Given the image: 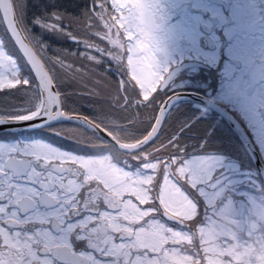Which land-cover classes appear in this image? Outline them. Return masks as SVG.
I'll use <instances>...</instances> for the list:
<instances>
[{
    "label": "snow or ice",
    "instance_id": "snow-or-ice-1",
    "mask_svg": "<svg viewBox=\"0 0 264 264\" xmlns=\"http://www.w3.org/2000/svg\"><path fill=\"white\" fill-rule=\"evenodd\" d=\"M91 3L82 34L69 36L71 29L56 23L64 20L59 12L44 19L34 16L29 0H0V24L6 26L0 34V89L34 86L19 90L31 93L27 106H0V264H264V189L259 200L248 197L245 205L233 207L229 201L218 207L222 185L214 175L181 166L175 157L154 160L149 155L159 120L135 136L142 109L155 102L157 84L162 89L169 72L157 62L151 42L153 3L112 0L110 9L107 0ZM100 23L106 31L99 30ZM33 25L60 33L84 51L55 48L50 55L52 45L32 32ZM93 35L112 47H102ZM124 49L143 99L135 85L120 80L108 104L91 105L93 116L74 107L68 111V93L59 88L65 77L104 84L99 76L126 75ZM69 57L89 64L74 66L66 62ZM109 58L115 67L107 66ZM100 64L103 72L95 67ZM152 92L156 95L149 99ZM81 95L100 93L92 89ZM114 108L128 114L121 119ZM64 119L86 126L92 139L56 146L55 140L43 138L52 132L72 139L74 130L61 123ZM29 121L36 122L24 123ZM131 161L141 162L139 170ZM132 196L149 207H138Z\"/></svg>",
    "mask_w": 264,
    "mask_h": 264
},
{
    "label": "flooded vegetation",
    "instance_id": "flooded-vegetation-1",
    "mask_svg": "<svg viewBox=\"0 0 264 264\" xmlns=\"http://www.w3.org/2000/svg\"><path fill=\"white\" fill-rule=\"evenodd\" d=\"M39 1L41 4H61L63 12L60 15L64 16V20L57 19L56 23L68 26L71 29L69 36L73 33L82 34L87 8L92 7L91 0ZM151 2L155 13L151 34L155 58L162 67L169 69L167 75L173 69L177 70L164 88L161 89L157 84V91L160 93L153 104L142 109L134 129L135 136H143L150 130L153 126L150 125V119L157 118L159 109L167 97L176 93L196 94L217 104L237 120L249 136L264 165V0H151ZM107 3L110 9L112 0H107ZM96 7L98 8V4ZM53 14L52 11L42 18L49 19ZM49 22L54 23V18ZM4 28L5 25L0 24V34ZM99 30L106 31L102 23L99 24ZM32 32L52 45L49 49L50 55L56 54L53 51L55 48L84 51L82 47L77 49V45L71 39L60 33L46 31L39 25H33ZM115 32L114 28L113 35ZM120 34L122 40L126 42L128 38L123 35V29H120ZM90 38L102 47H112L105 39L94 35ZM128 55L124 49L123 64L126 75L109 73L108 80L99 76L104 84H94L89 77H84L81 83L72 79L70 75L66 76L64 82L59 85L62 93H68L66 109L72 111L74 107L79 113L93 116L95 113L91 105L108 104L110 101L107 97L115 90L116 83L120 80L129 86L135 85V91L140 93L139 99H143L142 89L132 79L133 72L128 68ZM140 58L143 59V56ZM136 59L137 57L133 56L134 64ZM68 61L77 67H86L89 64L82 58L69 57L66 62ZM147 63L148 61L144 60L145 66ZM107 66L115 67L110 58ZM95 67L100 72L105 69L104 64ZM59 70L58 68L57 71ZM21 74L27 73L22 70ZM32 87L34 86L31 83L28 85L21 83L15 84L12 88L0 89V106H27L31 100V93L19 90ZM92 89L100 95H81L82 92L86 93ZM121 94L126 95L123 88ZM154 95L155 92L150 93L149 99ZM113 112L121 119L128 114L118 108H114ZM170 116L174 123L172 130L175 149H171L170 153H163L167 159L175 157L181 166H196L200 172L209 176L214 175L218 185L221 183L225 185V182L230 181L254 182L257 192L260 193L263 178L259 169L236 130L219 112L200 101L189 98L176 100L165 115L159 145H166L169 142L164 134L171 130L166 125ZM63 125L74 130L72 139L58 137L52 132H45L43 138L55 140L56 146L61 144L69 146L77 141L83 145L92 139L91 132L86 127L76 124ZM146 150L149 153V147ZM130 163L139 170L140 161ZM224 193H240V190L227 189ZM127 197L126 193L125 198ZM131 199L142 209L149 207L148 204H139L134 196ZM204 212L207 213V208ZM162 220L169 225L173 224L164 217Z\"/></svg>",
    "mask_w": 264,
    "mask_h": 264
},
{
    "label": "water",
    "instance_id": "water-1",
    "mask_svg": "<svg viewBox=\"0 0 264 264\" xmlns=\"http://www.w3.org/2000/svg\"><path fill=\"white\" fill-rule=\"evenodd\" d=\"M6 27V26H5ZM18 48V46H17ZM19 49V48H18ZM22 55V53H21ZM30 67V66H29ZM177 69H173L169 75H168V78L167 80L165 81V84L162 88H164L169 82L170 80L173 78L175 72H176ZM33 75L35 76V73H33ZM38 83V81H37ZM53 90H56V87L54 86V89ZM180 98H189L190 100H194V101H200L202 102L203 104H206L207 106L213 108L214 110H216L217 112H219L230 124L231 126L236 130V132L238 133L239 137L241 138V140L243 141V143L245 144V146L248 148L257 168L259 169L261 175H262V178H263V183H264V165L258 155V153L256 152L255 148L253 147L249 137L247 136L245 130L242 128V126L237 122V120L230 114L228 113L226 110L222 109L220 106H218L217 104H214L213 102L211 101H208V100H205L199 96H197L196 94H191V93H184V94H180V93H176V94H172L170 97H168L164 103L161 105L160 107V110H159V113H158V116H157V120H159L160 124H159V128H158V134L156 137H154V140H156V138L158 137L159 135V132L161 130V127H162V123H163V119H164V116H165V113L167 111V109L178 99ZM33 122H36V121H29V122H24V123H33ZM61 123H73V124H77V125H80V126H83V127H86L84 125H81L79 124L76 120H68V119H64L63 121H61ZM55 124V123H54ZM87 128V127H86ZM106 135V133H105ZM109 139H111L109 137ZM152 141V142H153ZM151 142V143H152ZM113 143H115L113 141ZM117 147L119 148V146L117 145ZM123 151V150H121Z\"/></svg>",
    "mask_w": 264,
    "mask_h": 264
},
{
    "label": "rangeland",
    "instance_id": "rangeland-1",
    "mask_svg": "<svg viewBox=\"0 0 264 264\" xmlns=\"http://www.w3.org/2000/svg\"><path fill=\"white\" fill-rule=\"evenodd\" d=\"M170 135H172V136L168 137V139H167V141L169 140L168 144L158 145V146L155 145L154 149L150 148L149 153H150V156H152L154 160H162V159L166 160L167 158L163 153L164 152L170 153L171 149H173V150L175 149L173 147L174 134H170ZM221 185H222V187L219 188V191H221V192H219V194L217 196V206L218 207H224V206L228 205L229 201H231V204L233 207L242 206L248 202V197H254L257 200L261 199V196L257 192L258 190L255 188L254 182L230 181V183L225 182L226 187L223 183H221ZM227 189L229 191L232 189H233V191L240 190V193H224V191H227ZM246 192H250V193H246ZM134 204H136V203H134ZM207 214H209V215L211 214L210 209H207Z\"/></svg>",
    "mask_w": 264,
    "mask_h": 264
},
{
    "label": "trees",
    "instance_id": "trees-1",
    "mask_svg": "<svg viewBox=\"0 0 264 264\" xmlns=\"http://www.w3.org/2000/svg\"><path fill=\"white\" fill-rule=\"evenodd\" d=\"M29 3L30 4H35L34 16L42 17L45 14H47V15L48 14H51L52 11H53L54 14L57 13V12H59L60 14H62V12H63V6L61 4H54V3H52L53 5H50V4H47V3L46 4H41L39 0H29ZM58 72H60V70ZM60 74L61 75H64V73H62V72H60ZM153 119L154 118H151L150 119V125L152 124ZM168 121L169 122L166 125H167V127L171 128V130H168L167 131L168 133H165L164 134V135H166V139H168V137H171L172 136L170 134H173V130L172 129H173L174 123L172 122L171 116L168 118ZM141 136L142 135H140V136L137 135L136 137H141ZM159 139L150 146L151 149H154L155 145L158 146Z\"/></svg>",
    "mask_w": 264,
    "mask_h": 264
}]
</instances>
